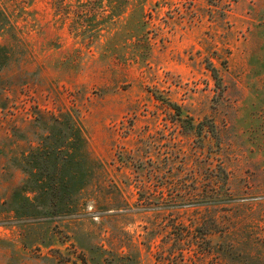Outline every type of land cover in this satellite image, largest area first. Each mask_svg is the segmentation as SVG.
Instances as JSON below:
<instances>
[{"label":"rangeland","instance_id":"obj_1","mask_svg":"<svg viewBox=\"0 0 264 264\" xmlns=\"http://www.w3.org/2000/svg\"><path fill=\"white\" fill-rule=\"evenodd\" d=\"M0 10V264H264V0Z\"/></svg>","mask_w":264,"mask_h":264},{"label":"trees","instance_id":"obj_2","mask_svg":"<svg viewBox=\"0 0 264 264\" xmlns=\"http://www.w3.org/2000/svg\"><path fill=\"white\" fill-rule=\"evenodd\" d=\"M0 16H4V14H3V12L0 10ZM207 69L210 71V73H211V76H212V78L214 79V81H215V85H216V87H220V78L218 77V75H217V73H216V70L214 69V68H212V66L211 65H209V66H207ZM212 125V124H211ZM210 125V126H211ZM213 126H211V128H212Z\"/></svg>","mask_w":264,"mask_h":264}]
</instances>
